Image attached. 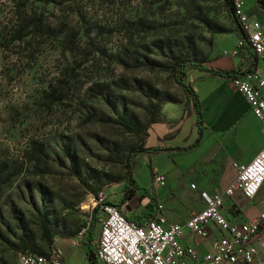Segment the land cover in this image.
Wrapping results in <instances>:
<instances>
[{"label": "rangeland", "instance_id": "obj_1", "mask_svg": "<svg viewBox=\"0 0 264 264\" xmlns=\"http://www.w3.org/2000/svg\"><path fill=\"white\" fill-rule=\"evenodd\" d=\"M18 13L10 0H0V161L23 169L1 198L0 213L13 227V216L26 226L9 235L0 231V264H17L23 234L35 252L50 251L35 218L37 207L51 215L59 231L78 234L90 222L100 192L122 198L125 158L144 149L146 135L89 117H125L150 128L165 118V108L180 110L186 101L173 79L174 61L208 68L214 56L240 47L233 43L236 28L223 0H76L49 6L31 0L26 25L42 20L43 35L34 27L25 41L13 42ZM228 42L230 50L223 48ZM184 83L189 85L188 76ZM52 89L62 100H46ZM180 128L179 140L199 132L193 116ZM33 142L52 154L50 171L36 168ZM69 143L77 159L60 165L57 155ZM147 169L135 165L143 187Z\"/></svg>", "mask_w": 264, "mask_h": 264}, {"label": "crops", "instance_id": "obj_2", "mask_svg": "<svg viewBox=\"0 0 264 264\" xmlns=\"http://www.w3.org/2000/svg\"><path fill=\"white\" fill-rule=\"evenodd\" d=\"M244 12L251 20L259 21L264 30V10L259 7L258 0H244ZM234 42L235 46L240 43L238 36ZM233 47L229 42L223 46L228 50ZM209 63L212 66L208 68L232 74L264 75L260 59L251 48L243 46L235 52L218 54ZM186 76L201 112L197 137L179 140L183 120L190 116L196 119L192 105L186 110L185 101L180 110L174 106L165 108V118L151 125L147 131L144 149L151 151L143 152L135 162V165H147L144 173L148 181L144 187L156 197V206L162 205L158 215H164L168 223L182 226L206 207L210 197L225 192L237 179L233 164L251 163L264 148L263 126L252 113L246 98L234 87L233 77L224 78L201 70H190ZM168 138H175L170 146L164 144ZM156 172L165 176L166 185L154 192L151 184ZM137 177L138 184L142 186ZM138 201L134 198L128 202L132 204V210L127 214L140 215L143 212L148 200ZM118 202L108 196V203L117 205ZM125 209L122 206L119 210L126 213ZM223 213L234 225L264 214V185L252 200H247L240 193L226 199ZM207 230L209 235L203 238L184 229L182 243L197 250L199 258L213 253L215 241L224 236L223 231L212 223L207 225ZM100 232L101 227L96 223L94 230L82 238L73 233L58 235L50 251L61 249L67 264H90L87 252L96 253ZM256 246L258 255L254 264H264V226ZM186 262L193 264L191 259Z\"/></svg>", "mask_w": 264, "mask_h": 264}, {"label": "built area", "instance_id": "obj_3", "mask_svg": "<svg viewBox=\"0 0 264 264\" xmlns=\"http://www.w3.org/2000/svg\"><path fill=\"white\" fill-rule=\"evenodd\" d=\"M244 0H235V10L242 30L247 34L249 47L264 66V30L259 21L251 20L244 12ZM240 46L243 44L240 42ZM234 87L246 98L254 116L264 129V75L241 72L232 80ZM237 179L223 193L214 194L206 207L191 218L185 226L168 223L161 213L143 226L129 222L121 212L108 203V195L102 191L94 200L92 211L101 225L95 264H254L257 260V241L264 226V214L234 225L223 213L225 201L235 193L247 200L254 199L264 185V148L249 164H233ZM166 185L165 176L156 172L152 191ZM192 189L195 186H191ZM162 205L158 206L161 212ZM92 219V217H91ZM90 222L78 233L82 238L90 230ZM216 225L224 236L215 241L214 252L199 258L197 250L182 243L184 229L206 238L207 225ZM17 264H67L61 249L55 248L41 255L22 252Z\"/></svg>", "mask_w": 264, "mask_h": 264}, {"label": "trees", "instance_id": "obj_4", "mask_svg": "<svg viewBox=\"0 0 264 264\" xmlns=\"http://www.w3.org/2000/svg\"><path fill=\"white\" fill-rule=\"evenodd\" d=\"M14 5L16 10L19 12L18 16H16V24L14 25L13 31L11 32V38L13 42H23L25 41L29 36H31L33 33L32 31L34 30L35 27V32L42 36L43 35V28L44 24L42 20H35L34 26L30 27L27 24L28 20V7L29 4L31 3V0H10ZM35 3L44 5V6H49L51 4H56V5H64L66 3H71L76 0H33ZM225 9L228 13V16L232 20V22L235 25L236 28V34L238 38L240 39V42L243 44V47L249 48V41H248V36L247 34L242 30V32H239L238 30V25L241 27V24L238 20V17L236 15V10H235V0H223ZM258 5L261 9L264 10V0H258ZM37 18L36 16H34ZM236 19V22L234 21ZM48 31L49 28L46 26L45 27ZM174 71V81L175 83L183 90L185 97H186V105L185 108L187 110V107L192 105L195 114H196V123L199 125L201 121V112L200 109H198L197 103H196V96L192 88L184 83V79L187 75V70H201V71H206L211 74H216L224 78H229L233 77L236 78L239 76V74H232L226 71H219V70H214L212 68H206L202 65V63L196 62V61H187V60H176L173 62V65L171 67ZM102 95H106V91L100 93ZM51 100H62L61 95L58 94L57 90L52 89V92L49 94H46V100L50 101ZM51 102V101H50ZM92 120V121H91ZM88 121L95 123H104V124H109V123H116L122 126L124 129L129 130L132 133H137L139 135H147L148 131V126L143 125L141 123L134 122L132 120H129L125 117H119L117 121H110L104 118H96V119H90L88 118ZM151 150H146V149H137L130 151L128 156L125 158V166H126V171H127V177H126V182L123 186V189L121 191L122 198L118 202V204L114 203H109L110 205L114 206L118 210L122 206H127L128 202L132 201L134 198L142 201L144 199L148 200V203L145 205L143 212L140 215H129L127 213L121 212V214L129 221L132 223H135L139 226L145 225L147 222H150L154 220L157 215H158V206L156 203V197L153 196L149 192V189L142 187L138 184L136 178H135V158H137L139 155H141L143 152H150ZM155 151V150H153ZM32 154L33 158L36 159L37 166L36 168H45V170L50 171L51 167L50 165H47L48 163L52 161V154H50L48 151L44 149L43 146L40 144L33 142L32 143ZM56 159L58 162H60V165H66L67 160L72 159V161H75L77 159L76 155V147L69 143L67 144L63 149L62 152L57 155ZM56 161V162H57ZM42 163H45V165H41ZM23 172L22 166L16 165L14 163H10L8 161H0V200L3 197L7 187L13 183V178L17 177L18 175ZM85 184V182H84ZM103 189V187L101 186ZM97 189H94L96 191ZM139 192L141 193V196L138 195ZM150 193V194H149ZM97 209L93 211L92 214V219H91V226H90V233L94 230V227L97 223L95 214H96ZM35 218L38 221V226L40 229V233L43 239H45L50 245H53L55 237L58 235H63L67 233H73L74 230L72 229H67L64 232L59 231L55 227L52 226L53 223V218L51 215H48L43 208H38L35 211ZM13 221L16 222V228L12 226L11 222L5 217L2 216L0 213V231L4 230L5 235L13 234L16 232V229L18 230H24V227L26 226L24 223V220H22L19 216H13L11 217ZM93 220V222H92ZM21 251L19 252H32L36 254H47V253H37L33 250L30 241L26 238V235L23 234L19 237L18 239ZM18 254V255H19ZM87 257L89 259L90 264H95L96 263V253L94 254L93 252H87Z\"/></svg>", "mask_w": 264, "mask_h": 264}, {"label": "water", "instance_id": "obj_5", "mask_svg": "<svg viewBox=\"0 0 264 264\" xmlns=\"http://www.w3.org/2000/svg\"><path fill=\"white\" fill-rule=\"evenodd\" d=\"M234 21L236 22V24H237V21H236V19H234ZM238 25V24H237ZM238 30H239V32H242V27H240L239 25H238Z\"/></svg>", "mask_w": 264, "mask_h": 264}]
</instances>
